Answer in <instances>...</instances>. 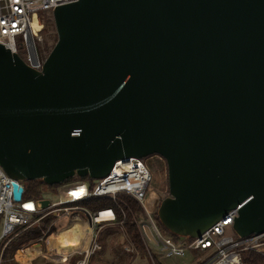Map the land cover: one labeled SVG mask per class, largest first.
I'll use <instances>...</instances> for the list:
<instances>
[{
    "label": "water",
    "instance_id": "95a60500",
    "mask_svg": "<svg viewBox=\"0 0 264 264\" xmlns=\"http://www.w3.org/2000/svg\"><path fill=\"white\" fill-rule=\"evenodd\" d=\"M52 21L41 71L0 45L4 173L52 187L158 155L166 231L196 239L237 209L238 237L263 234L264 0H76Z\"/></svg>",
    "mask_w": 264,
    "mask_h": 264
},
{
    "label": "built area",
    "instance_id": "2783aa9c",
    "mask_svg": "<svg viewBox=\"0 0 264 264\" xmlns=\"http://www.w3.org/2000/svg\"><path fill=\"white\" fill-rule=\"evenodd\" d=\"M76 0H0V45L11 53L17 54L31 69L41 71L47 52L41 50L43 17L52 19L53 10L61 5ZM156 157L166 167L165 161L158 155L145 159L129 158L115 162L109 174L90 183L86 180H73L57 185L51 189L59 193L66 188L67 200L49 201L47 207L40 209L36 202L46 200L23 199L24 186L9 178L0 167V264H89L90 257L102 249L101 238L109 227L122 228L123 220H116L112 208L96 212L87 210L83 203L95 200H111L116 202L119 197L127 196L136 201L143 210V216L133 217L145 254L152 264L155 261L150 253L149 242L154 240L158 251L164 258L184 257L186 252L197 255L191 264H244L241 252L250 251L264 258V233L251 235L247 238L238 237L232 230L237 209L229 211L224 219H220L206 230L199 238L174 241L158 229L154 214L149 207L157 206L148 201L147 190L152 181L151 173L146 167L148 159ZM13 183L22 188L19 202L13 201ZM79 195H72L80 190ZM160 202V199H159ZM23 205L31 207L23 208ZM105 218L98 220L97 216ZM37 229L40 236L37 241L18 246L12 253L4 257L9 244L22 232ZM229 229V232L226 230ZM78 230V232H77ZM75 236L77 246H51L55 251L47 253L46 241L61 235ZM55 244V243H53ZM39 247V254L29 263L16 259L18 252L24 253L28 247ZM117 246L123 252L134 255L124 233Z\"/></svg>",
    "mask_w": 264,
    "mask_h": 264
},
{
    "label": "trees",
    "instance_id": "16d2710c",
    "mask_svg": "<svg viewBox=\"0 0 264 264\" xmlns=\"http://www.w3.org/2000/svg\"><path fill=\"white\" fill-rule=\"evenodd\" d=\"M52 20L51 18H49ZM52 22V21H51ZM50 25V26H49ZM51 29L53 35L50 34L47 40H45V44L47 48H52L55 41L56 35L54 34V27L49 24L43 23V30L48 31ZM50 43V44H49ZM49 44V47H48ZM161 165V163H160ZM164 168V165H162ZM77 179L78 178H74ZM83 180L89 181L92 183V180L89 178H85ZM73 181L72 179L67 180L65 183ZM164 184H167L164 182ZM56 186L48 187L42 181H26L24 182V194L23 198L27 200L39 199L45 190L53 189ZM168 193V192H167ZM83 206L89 210L96 212L98 210H102L105 208H112L116 213V220L121 221L123 220L122 228L119 227H109L106 228L103 232L101 238L102 249L98 254H94L90 257L89 264H99L100 258L99 256L103 255L108 246L110 247L111 252L114 254L115 257V264H130L132 261L133 255L126 254L125 252L122 253L123 248H119L117 244L120 241L121 234L124 233L127 240L131 244V246L135 249L136 252L145 253L144 247L142 245L138 230L136 226L133 224V217H140L143 216V210L141 206L127 196H121L116 202L111 200H95L83 203ZM154 220L156 221L157 225L162 229V232L172 238L174 241H180L181 239L168 231H166L158 221L156 214H154ZM40 236V232L37 229H30L25 232L19 234L7 247V251L5 252L4 257L8 254L12 253L18 246L26 245L28 243H32L37 241L38 237ZM241 259L244 264H264V258L260 255L250 252V251H243L241 252ZM71 264V263H70ZM102 264V263H101ZM155 264H158L155 262Z\"/></svg>",
    "mask_w": 264,
    "mask_h": 264
},
{
    "label": "rangeland",
    "instance_id": "374dc122",
    "mask_svg": "<svg viewBox=\"0 0 264 264\" xmlns=\"http://www.w3.org/2000/svg\"><path fill=\"white\" fill-rule=\"evenodd\" d=\"M51 21L52 20H50L47 16H44L43 20H42L44 25L51 23V25L54 27L53 21L52 22ZM50 34L53 35V32L51 29H48V31H46V32H45V30H43L41 32V37H42L41 50L44 53L47 52L48 54H49L51 48L46 47L45 40H47V38H48V36H50ZM54 34L56 35L55 29H54ZM49 44H48V47H49ZM162 165H163L162 163L160 165V161L156 157L148 159L146 162V167L148 168V170L152 176V181L148 187L147 195H148V201L152 202L153 204L157 201H158L157 203L159 204V199L161 201L166 197V191H167L168 184H164V179H163L164 175L162 174L164 168H162ZM72 180L76 181L77 179L73 178ZM78 180H81V179H78ZM23 186H24V183H23ZM65 191H66V188H61L59 193H55V192H52L51 189H47L42 194L43 197L42 196L41 197L43 199H46V200H49L52 202L57 201L59 199L67 200V196L65 194ZM33 200H36V199H33ZM158 229L160 230L161 233H163L162 229L159 227V225H158ZM226 231L229 232V229H227ZM48 244H49V241L46 244L47 250H48ZM148 244H149L150 253H151L154 261L158 264H191L193 262V259L197 257V255H193L191 252H186L184 257H179V258L173 257V258H167L166 259L158 251V248L156 247L154 240L151 239V241ZM99 258H100L99 264H101V263L102 264H115V257H114V254L111 252L109 246H108L106 252L103 255L99 256ZM37 264H40V261L37 262ZM130 264H152V263L149 260V256H147V254L135 252Z\"/></svg>",
    "mask_w": 264,
    "mask_h": 264
},
{
    "label": "bare ground",
    "instance_id": "6f19581e",
    "mask_svg": "<svg viewBox=\"0 0 264 264\" xmlns=\"http://www.w3.org/2000/svg\"><path fill=\"white\" fill-rule=\"evenodd\" d=\"M105 216L104 215H99L97 216V219L98 220H102L104 219ZM78 232V230H77ZM71 233H68L67 235H61L57 238L55 237H51L49 238L47 241H46V244L47 242L49 241V244H48V250H47V253L48 254H52L53 251H55L51 246H55V245H60V246H71L72 248H75L77 246V238H75V236H71L69 235ZM55 243V244H53ZM65 244V245H64ZM39 247H28L24 253L22 252H18L16 254V259L19 261V262H23V263H29L33 257H35L36 255L39 254Z\"/></svg>",
    "mask_w": 264,
    "mask_h": 264
},
{
    "label": "flooded vegetation",
    "instance_id": "af4514ba",
    "mask_svg": "<svg viewBox=\"0 0 264 264\" xmlns=\"http://www.w3.org/2000/svg\"><path fill=\"white\" fill-rule=\"evenodd\" d=\"M162 174L164 175V178H163L164 179V182L167 183V169H166V167H164ZM167 195L168 194H167V191H166V197H167Z\"/></svg>",
    "mask_w": 264,
    "mask_h": 264
},
{
    "label": "snow or ice",
    "instance_id": "6c2138e0",
    "mask_svg": "<svg viewBox=\"0 0 264 264\" xmlns=\"http://www.w3.org/2000/svg\"><path fill=\"white\" fill-rule=\"evenodd\" d=\"M83 192V190L81 189L79 192L77 193H72V195H79ZM25 207H31V205H25Z\"/></svg>",
    "mask_w": 264,
    "mask_h": 264
}]
</instances>
